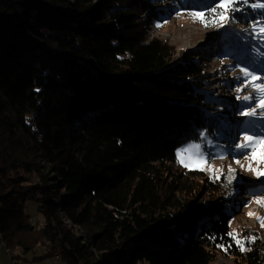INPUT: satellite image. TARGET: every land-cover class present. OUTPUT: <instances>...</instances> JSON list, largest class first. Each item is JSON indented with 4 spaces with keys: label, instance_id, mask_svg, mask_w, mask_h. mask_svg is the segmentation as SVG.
Masks as SVG:
<instances>
[{
    "label": "trees",
    "instance_id": "trees-1",
    "mask_svg": "<svg viewBox=\"0 0 264 264\" xmlns=\"http://www.w3.org/2000/svg\"><path fill=\"white\" fill-rule=\"evenodd\" d=\"M167 2L181 4L0 0V231L13 249L67 264H233L217 253L264 264L259 232L240 251L232 213L198 212L180 195L196 181L222 193L204 171L179 170L177 153L211 154L225 116L195 55L172 60L168 42L149 38L143 14L161 23ZM245 9L241 23L253 18Z\"/></svg>",
    "mask_w": 264,
    "mask_h": 264
},
{
    "label": "rangeland",
    "instance_id": "rangeland-1",
    "mask_svg": "<svg viewBox=\"0 0 264 264\" xmlns=\"http://www.w3.org/2000/svg\"><path fill=\"white\" fill-rule=\"evenodd\" d=\"M75 1L78 0H71V2ZM143 1L145 5H148L149 0ZM211 1L181 0V4L172 2L158 4V9L155 12L160 14L161 23L152 20V12L146 11L143 14L144 18L148 20L147 34L149 38L161 39L174 48L172 60L180 59L184 53L188 52L195 55V59L203 66V73L209 76L206 89L207 96L211 102H215L217 107L221 108L219 111L225 116L218 133L219 140L223 143L212 146L211 154L204 153L208 163L204 165V170H202L219 183L223 189L222 193L214 194L206 187L198 186L200 184L196 181L194 192L180 195L185 202L192 205L191 207L195 205L197 211H204L202 207H205V212L208 215L217 214L222 210L232 213V225L240 234L241 239L249 236L251 229H253L259 232L264 240V227H261L258 219V217L264 216V206L255 202L258 197L264 196V177H258L255 171V169L264 170V163L258 159L253 160L250 156L245 158L244 152L234 148V144L241 142L243 138V133H238L237 128L241 122L248 119L240 116L239 111L256 104L255 99L245 101L243 97L257 96L256 91L248 83L241 69L248 67L249 71H255L256 75L264 76V56L259 55L254 50L259 48L260 52H264V36L256 37L251 28L252 23L256 20L264 19V16L261 15L264 10L246 7L245 10L251 12L252 14L249 16L253 18L249 17L244 23L239 22L235 17V12L230 11L227 14L229 19L223 20L213 27H205L203 23L194 19L189 13L205 12V7L209 6ZM205 18L210 17L206 15ZM157 25H161V27H157ZM221 43L222 48H220ZM222 50L227 54H224ZM245 56L248 61L242 59ZM257 83H264V81H257ZM246 84L247 86H245ZM238 88L242 91H237ZM238 96L241 99H237ZM257 111L259 112L260 109ZM251 131L255 132L257 129L252 128ZM236 136L239 138L234 140L233 137ZM189 145L181 149L187 148ZM257 153L259 154V147H257ZM182 158L185 159L186 163L192 164L187 155L178 156L177 167L179 170L182 172L189 169L200 170L196 167H185L180 162ZM236 160H240V164H237ZM249 164H251L253 171L247 170ZM229 166L235 171L230 173ZM245 192L251 195V198L245 197ZM25 211L31 216V222L39 225L35 221V217L42 218L38 204L34 201H28ZM250 212L253 213L251 217L248 215ZM17 252L32 264H67L60 258L57 260L56 256L46 255V249L41 247L25 254L20 250ZM216 260L222 263L240 264L238 260L222 253L216 254ZM0 264H10L9 257L3 249L0 250Z\"/></svg>",
    "mask_w": 264,
    "mask_h": 264
},
{
    "label": "snow or ice",
    "instance_id": "snow-or-ice-1",
    "mask_svg": "<svg viewBox=\"0 0 264 264\" xmlns=\"http://www.w3.org/2000/svg\"><path fill=\"white\" fill-rule=\"evenodd\" d=\"M245 7L264 10V0H217V3L209 8L207 14L204 11H199L191 12L189 15L203 23L205 27H213L221 23V21L229 19L230 17L227 15L228 12L243 11ZM206 15L210 18H205ZM261 15L264 16V12H262ZM157 27H161V25H157ZM251 28L256 37L264 36V19L256 20L252 23ZM254 50L259 55L264 56V52H260L259 48ZM241 72L244 77L247 78L251 87L256 91L257 96L253 97L252 95H248L243 97L245 101H252L255 99L256 104L255 106L242 108L239 111L240 116L247 117L248 119L241 122L237 128L238 133H243V138L241 142L234 144V148L244 152L245 158L250 156L253 160L258 159L261 163H264V83H257V81H264V76L256 75L255 71H249L248 67L242 68ZM245 86H247V84ZM237 91H242V89L238 88ZM237 99H241V97L238 96ZM257 109H260V111L258 112ZM252 128H256L257 131L252 132ZM250 132L251 134H249ZM238 138V136L233 137L234 140ZM257 147H259V154L257 153ZM177 155L180 157L187 155V158L192 161L190 165L182 158L180 162L185 167H196L200 170H204V165L208 163L207 157L201 151L200 144L189 145L187 148L181 149ZM235 162L240 164V160H236ZM241 167H243V165H241ZM247 170L253 171L251 164L248 165ZM213 171L215 172V169H213ZM234 171L235 170L229 166V172L231 173ZM255 171L258 177H264V170L255 169ZM229 183H231V180H229ZM255 202L260 206H264V196L258 197ZM248 215L251 217L253 213L250 212ZM258 219L261 227H264V216H260ZM227 235L240 251H246L247 244L257 239L256 236L252 235L245 236L241 239L238 232H229ZM218 247L227 252L228 248L232 247V243H229L227 247L223 244L218 245Z\"/></svg>",
    "mask_w": 264,
    "mask_h": 264
},
{
    "label": "bare ground",
    "instance_id": "bare-ground-1",
    "mask_svg": "<svg viewBox=\"0 0 264 264\" xmlns=\"http://www.w3.org/2000/svg\"><path fill=\"white\" fill-rule=\"evenodd\" d=\"M261 186V185H260ZM245 197L251 198V195H249L247 192H245ZM37 224L43 225L44 221L42 220L41 217H36ZM0 243H1V249L5 251V254L9 257V259L16 258V255H21L17 250L13 249L12 247L9 246L7 241L5 240L2 232L0 231ZM60 256L56 255V259L59 260ZM23 260L25 261L26 264H32L28 259L23 257Z\"/></svg>",
    "mask_w": 264,
    "mask_h": 264
},
{
    "label": "built area",
    "instance_id": "built-area-1",
    "mask_svg": "<svg viewBox=\"0 0 264 264\" xmlns=\"http://www.w3.org/2000/svg\"><path fill=\"white\" fill-rule=\"evenodd\" d=\"M35 221L37 222L36 217H35ZM0 250H1V243H0ZM9 263L10 264H26L25 261L23 260V256L19 254L16 255V258L9 259Z\"/></svg>",
    "mask_w": 264,
    "mask_h": 264
}]
</instances>
